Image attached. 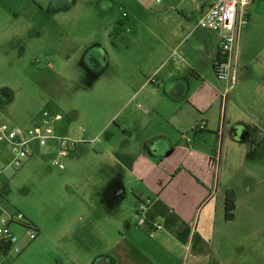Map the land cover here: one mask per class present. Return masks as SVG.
<instances>
[{
    "label": "crops",
    "instance_id": "0c3cea01",
    "mask_svg": "<svg viewBox=\"0 0 264 264\" xmlns=\"http://www.w3.org/2000/svg\"><path fill=\"white\" fill-rule=\"evenodd\" d=\"M19 1L0 0V43L49 39L56 25L43 24V7L27 10ZM213 2L171 0L168 10L178 13L166 24L144 33L132 24V48L116 60L115 86L128 84L131 99L149 105L132 107L101 153L109 158L101 168L117 181L71 206L74 225L82 222L74 235L83 264H264V38L260 43L262 29L253 26V0L222 118L217 101L227 85L211 84L220 37L199 25ZM202 121L205 129L193 130ZM229 189L236 194L231 219Z\"/></svg>",
    "mask_w": 264,
    "mask_h": 264
},
{
    "label": "rangeland",
    "instance_id": "374dc122",
    "mask_svg": "<svg viewBox=\"0 0 264 264\" xmlns=\"http://www.w3.org/2000/svg\"><path fill=\"white\" fill-rule=\"evenodd\" d=\"M170 1H19L27 10L43 7V24L56 26L49 39L36 44L0 43V114L15 125L31 126L41 110H55L56 136L79 142L69 148H60L57 140L36 143L21 164L12 163V145L0 143V215L21 211L40 227L30 240L24 228L13 224L20 248L0 264H83L85 252L74 235L82 222L74 225L71 206L74 200L93 198L99 184L117 181L115 174L101 168L109 161L101 153L114 144L118 126L131 108L149 105L142 99L133 101L128 84L115 86V63L131 51L127 44L131 45L132 24L144 33L147 26L161 27L175 17L178 12L168 10ZM255 10L253 26L261 27L263 43L264 0H255ZM70 30L79 40L68 39ZM215 80L211 84L219 88L223 81ZM220 100L219 95L217 105ZM105 131L116 137H107Z\"/></svg>",
    "mask_w": 264,
    "mask_h": 264
},
{
    "label": "built area",
    "instance_id": "2783aa9c",
    "mask_svg": "<svg viewBox=\"0 0 264 264\" xmlns=\"http://www.w3.org/2000/svg\"><path fill=\"white\" fill-rule=\"evenodd\" d=\"M253 0H214L203 12L199 25L210 28L219 33V55L213 62L216 77L226 83L222 94V118L226 117V101L229 90L236 83V65L238 61L239 31L248 22L247 6ZM56 111L43 109L39 115V122L31 126L15 125L0 114V143L8 142L12 145L13 164H21L23 159L31 156L33 145H45L49 140H57L60 148L75 146L77 140L59 138L54 130ZM205 122L194 125L193 130L205 129ZM57 164V161H53ZM62 167V165H60ZM145 208V205H142ZM1 210V206H0ZM16 224L26 230L30 240L38 235V230L21 211L0 215V260L19 250L20 236L13 230Z\"/></svg>",
    "mask_w": 264,
    "mask_h": 264
},
{
    "label": "trees",
    "instance_id": "16d2710c",
    "mask_svg": "<svg viewBox=\"0 0 264 264\" xmlns=\"http://www.w3.org/2000/svg\"><path fill=\"white\" fill-rule=\"evenodd\" d=\"M235 207H236V194H235L233 189H229L226 191V195H225V211H226V217L228 219L233 218ZM34 226H35V224H34ZM36 228H37L38 232H40V230L38 229L37 226H36Z\"/></svg>",
    "mask_w": 264,
    "mask_h": 264
}]
</instances>
